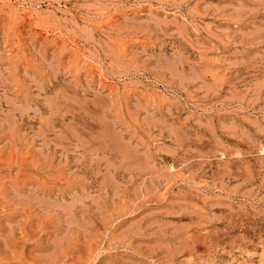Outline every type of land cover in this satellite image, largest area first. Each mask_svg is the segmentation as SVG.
<instances>
[{
	"label": "rangeland",
	"instance_id": "374dc122",
	"mask_svg": "<svg viewBox=\"0 0 264 264\" xmlns=\"http://www.w3.org/2000/svg\"><path fill=\"white\" fill-rule=\"evenodd\" d=\"M0 264H264V0H0Z\"/></svg>",
	"mask_w": 264,
	"mask_h": 264
}]
</instances>
